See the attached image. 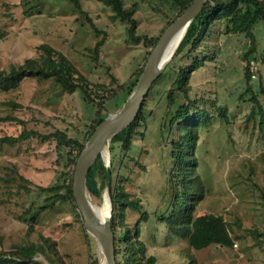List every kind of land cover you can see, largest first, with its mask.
I'll list each match as a JSON object with an SVG mask.
<instances>
[{"label":"rangeland","instance_id":"1","mask_svg":"<svg viewBox=\"0 0 264 264\" xmlns=\"http://www.w3.org/2000/svg\"><path fill=\"white\" fill-rule=\"evenodd\" d=\"M79 1L81 9L68 0H0V68L8 69L10 64L36 56L38 44L48 42L90 81L107 84L113 75L119 83L136 82L138 77L133 74L144 65L151 43L131 39L128 23L116 17L109 6L98 0ZM122 2L125 7H135L136 33L150 39L159 37L180 13L173 0ZM86 15L100 32L90 26ZM224 29L225 23L215 20L196 48L188 42L179 44L175 53L180 54L170 59L142 100L145 118L137 124L130 148L124 151L115 144L110 189L104 156L98 154L91 165L95 185L92 190L86 186L91 204L101 206L108 189L111 194L112 185L122 183L128 198L138 202L137 207H126L125 222L129 229L138 225L139 239L146 246V255L154 257V264H187L182 252L187 239L175 235L161 220V214L169 213L166 208L174 193L169 177L175 164L172 141L178 131L177 120L170 123V118L180 105L189 108L185 118L196 112V106L207 112L194 148L196 171L204 187L194 216L222 215L233 238L228 247L210 244L193 249L196 264H264V236L251 232L253 228L264 230V20L258 19L253 25L254 50L247 59L243 55L249 48V37ZM101 38L103 43L94 61L92 48ZM196 56L202 65L192 71L185 94L172 83L178 67L193 63ZM251 63L256 72L250 77L249 92L245 67ZM128 92L126 88L104 100L101 116L114 112ZM7 101L19 106L12 107ZM96 111L95 102L86 100L79 89L63 91L53 78H24L8 90L0 87V116L24 119L26 128L39 133L60 129L86 142ZM21 128L15 119L1 121L0 135H17ZM111 143L112 137L103 148L109 152L110 161ZM68 150L58 146L53 137L41 140L30 136L0 146V250L36 242L42 235L55 241L60 260L52 263L36 252L32 259L39 264H88L90 253L99 264L97 242L94 239L89 251L83 218L76 214V208L69 201L52 198L54 192L39 189L65 181L68 170L74 168L69 164ZM18 174L27 181L20 180ZM110 206L112 210V203ZM30 215L35 216L34 227L26 235ZM119 258L117 255V261Z\"/></svg>","mask_w":264,"mask_h":264},{"label":"trees","instance_id":"2","mask_svg":"<svg viewBox=\"0 0 264 264\" xmlns=\"http://www.w3.org/2000/svg\"><path fill=\"white\" fill-rule=\"evenodd\" d=\"M68 1L71 2L75 8L81 9L79 0ZM98 1L102 2L105 6H109L116 17L128 23L127 33L131 39L135 41L142 39L144 42L151 43V45L154 46L158 37L150 39L146 35L136 33L137 21L134 18V6L125 7L122 0ZM173 1L180 7L181 13L192 0ZM85 17L90 26L94 28L95 31L100 32L90 16L86 15ZM258 19L264 20V0H205L202 10L193 18L188 26L180 45L188 42L192 49L196 48L200 44L203 35L208 33L211 23L217 20L218 22L225 23V32L243 33L249 37V48L243 55L247 59L253 54L255 37L252 28ZM172 20H170L169 23ZM102 43L103 39L101 38L95 42L92 48V59L94 61L97 60L98 49ZM179 54L180 53H175L173 59H176ZM201 65L202 60L197 56L194 58L193 63L186 66L180 65L172 84L182 89L186 94L188 88L185 84L192 71ZM142 69L143 66H141L133 76L139 77ZM32 77L53 78L63 91L73 92L79 89L86 100L95 102L97 111L90 124L87 139L90 137L96 125L104 118V116L100 114L104 100L110 99L113 95L126 88H128L130 92L137 82L136 79V82L132 81L131 84L129 83L130 85L127 82L119 83L113 75L107 84L90 81L63 52L54 48L48 42H41L38 44L36 56L27 57L19 64H10L8 69L0 68V87L3 90H8L16 87L24 78ZM245 77L246 89L252 92L251 85L249 84L251 70L248 67H245ZM112 84H114L113 87H111ZM169 97L172 98L171 91H169ZM253 100L257 103L255 97H253ZM7 103L12 105V107L19 106L14 101H7ZM142 106L143 104H141L136 117L131 123L112 136L113 143L110 145L111 173H114L115 144L116 146L120 145L124 151L130 148L131 139L135 134L137 124L145 118ZM195 108L196 112L185 118V113L188 112L189 108L186 105H180L176 114L170 118V123L177 120L178 131L177 139L172 141L171 153L174 157L175 164L169 177L170 184L174 187V193L169 200L168 208H166V211L169 210V213L167 215L161 214V220L165 222L170 231L178 237L187 239V245L182 248L187 264H196L195 255L192 252L193 249L198 250L210 244H219L228 247L233 243L229 225L222 215L203 213L194 216L193 213L197 202L204 197V187L196 171L197 157L194 154V148L198 136V128L201 122L207 119V112L203 111L199 106ZM12 119L21 123L22 128L17 135H0V146L3 144L12 145L30 136H36L41 140L53 137L58 146L69 147V164H72L73 167L75 166L76 158L84 147L85 141L68 136L66 132L60 129H56L50 133H39L36 130L26 128L24 126V119L9 115L0 116V122L7 120L11 121ZM73 171L74 168L68 170L66 173L67 178L61 184L55 186H39V189L41 191L54 192L52 195L54 199L58 198L60 201H69L73 207L76 208V214L82 218L72 193ZM12 172H16V170L13 168ZM92 172L93 166H91L87 172L86 186L88 190H92L94 187L93 185H95ZM6 175V180H9L8 174ZM18 177L20 180L27 181L21 174H18ZM60 188H64V191H56ZM111 203L112 210L109 221L111 230L114 234L116 264H154V257L152 255H146V246L144 242L139 239L138 225L135 224L129 229L125 222L126 207H137V200L129 199L124 185L116 181L111 189ZM32 209L33 205L28 207L25 213L27 215L31 214ZM34 220L35 216L33 215H30L27 219L28 225L26 235H29L33 231ZM251 232L256 236H264V230L259 232L257 228H253ZM85 238L88 249L91 251L94 238L86 230ZM54 244L55 241L49 237L38 235L36 242H24L17 244L13 249L0 250V264H28L30 262L39 264L38 261L32 259L36 252L44 254L52 263L56 260L59 261L60 254L56 247H54ZM117 255H120L118 261ZM88 264H98V258L90 253V261Z\"/></svg>","mask_w":264,"mask_h":264},{"label":"water","instance_id":"3","mask_svg":"<svg viewBox=\"0 0 264 264\" xmlns=\"http://www.w3.org/2000/svg\"><path fill=\"white\" fill-rule=\"evenodd\" d=\"M204 2L205 0H192L183 11L166 26L148 53L143 69L132 91L114 112L108 113L96 125L76 158L73 171L72 193L77 208L83 218V226L85 230L90 233L97 242L98 249L101 253L99 264H101V261H103V264H116L114 235L109 221V216L111 214V194L109 192L111 161L109 152L105 151L106 157H104V164L107 169L109 182L107 193L109 208L106 221H101L93 212L92 204L88 198L86 189L87 172L97 155H102L101 149L104 143H108L110 137L124 129L136 117L142 104V100L151 84L162 72L176 51L175 49L173 53L164 55L163 51L166 44L179 30H183L182 36H184L193 18L202 10Z\"/></svg>","mask_w":264,"mask_h":264},{"label":"bare ground","instance_id":"4","mask_svg":"<svg viewBox=\"0 0 264 264\" xmlns=\"http://www.w3.org/2000/svg\"><path fill=\"white\" fill-rule=\"evenodd\" d=\"M182 32L183 30H179L177 33H175L171 39L168 41V43L166 44L163 54L164 55H169L170 53H173V51H175V49H177V46L179 45V42H181L180 40H182L183 36H182ZM104 145L101 149V153L104 157H106V152L104 151ZM93 212L95 213V215L101 220V221H106L107 217H108V208H109V203H108V198L107 195L104 198L103 204L101 206H93ZM101 257V255H100ZM101 264H103V261H101Z\"/></svg>","mask_w":264,"mask_h":264},{"label":"built area","instance_id":"5","mask_svg":"<svg viewBox=\"0 0 264 264\" xmlns=\"http://www.w3.org/2000/svg\"><path fill=\"white\" fill-rule=\"evenodd\" d=\"M251 67V68H250ZM250 67H249V69L251 70V76L252 75H254V71L256 70V69H254L253 67H252V63L250 64Z\"/></svg>","mask_w":264,"mask_h":264}]
</instances>
